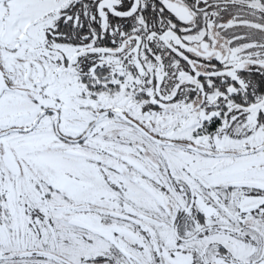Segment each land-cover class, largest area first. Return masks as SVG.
<instances>
[{
	"label": "snow or ice",
	"instance_id": "6c2138e0",
	"mask_svg": "<svg viewBox=\"0 0 264 264\" xmlns=\"http://www.w3.org/2000/svg\"><path fill=\"white\" fill-rule=\"evenodd\" d=\"M0 264H264V0H0Z\"/></svg>",
	"mask_w": 264,
	"mask_h": 264
}]
</instances>
